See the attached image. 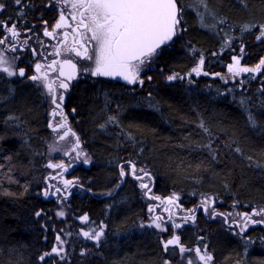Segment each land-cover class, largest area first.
<instances>
[{
	"label": "trees",
	"instance_id": "16d2710c",
	"mask_svg": "<svg viewBox=\"0 0 264 264\" xmlns=\"http://www.w3.org/2000/svg\"><path fill=\"white\" fill-rule=\"evenodd\" d=\"M51 2L0 0L5 5L0 21L25 31L54 18ZM178 5V31L146 59L142 84L85 78L73 89L68 102L75 108L74 138L89 162L81 160L70 172L77 189L67 199L62 193L43 197L41 190L55 171L48 160L68 159L66 149L77 155L71 150L75 145L53 150L58 141L39 91L0 73V264H187L189 259L202 264L196 248L213 256L209 264H264V231L245 237L203 217L176 228L180 246L189 251L181 254L177 246L165 251V236L150 224L146 198L132 175L134 165L157 202L175 197L184 207L202 205L208 211L207 201L219 212L264 208V68L220 77L234 55L248 68L264 58V40L256 39L264 25V0H178ZM245 25L256 27L242 31ZM201 56L197 76L192 69ZM168 74L180 79L166 82ZM55 182L63 185L60 178ZM85 215L88 221L81 223ZM102 225L98 241L82 235ZM53 246L63 248V259L53 255L41 262L39 256Z\"/></svg>",
	"mask_w": 264,
	"mask_h": 264
},
{
	"label": "snow or ice",
	"instance_id": "6c2138e0",
	"mask_svg": "<svg viewBox=\"0 0 264 264\" xmlns=\"http://www.w3.org/2000/svg\"><path fill=\"white\" fill-rule=\"evenodd\" d=\"M14 3L16 5H21L22 0H14ZM56 3L63 6L59 18L53 30L49 31L47 27H45L43 34L48 37H53L56 29L69 27L71 28V33L65 32L63 34L64 39L62 43L64 47L63 49L57 47L54 54L59 56L61 51H63L65 54H74L82 60L92 61L94 65L90 69L92 76L120 77L129 84L138 81L140 66L145 63L146 59L154 56L162 45L171 41L176 35L181 19L180 13L182 11V9L178 7V0H56ZM4 7V4H0V11H2ZM64 9H70L67 15ZM20 15H23V13H20ZM69 15L71 17V22L68 19ZM0 27H3L11 37H17L19 35L15 24L9 27L8 22H0ZM251 27L256 26L245 25L242 31H249ZM259 28L260 34L256 36L258 41L264 40V25H260ZM70 34L73 36L71 45L67 43ZM89 42H94V45ZM5 43V39H0V44ZM24 43L26 44L27 41ZM12 50L15 51L14 46ZM243 51L244 46L241 45V53H243ZM33 55H36V53L33 52ZM241 58L242 57L238 58L237 56L232 57V63L228 65V72L232 76H240L242 73L258 72L264 68V58L260 60L255 68L240 66ZM13 63L14 60L9 61L4 53L0 52V73L6 74L8 77L17 74L23 77L25 75V70L21 68L18 73L14 72L12 67ZM203 63L204 58L201 56L197 66L192 69V72L197 76L202 72ZM57 64H59L60 76L65 78L59 81L58 87L67 90L68 83H66L65 80L74 79L77 69V64L74 63L72 59L53 60L46 65L37 62L35 64L36 74L31 76L30 79L43 84V87L47 89L48 94L51 96L52 103L56 106V109H60L59 112L54 110L53 115H60L62 119L66 121L67 118L63 116L61 108L64 95L62 93L59 94V96L57 95L56 82L49 81L48 73L42 71L44 68L56 71ZM86 71H88V69H86ZM203 74L208 75L206 72ZM177 78L176 75L167 77L169 81ZM149 79H151V77H149ZM139 82L141 84L143 83L142 80ZM114 119V117L110 118V120ZM250 123L253 127H258L255 120L251 117ZM49 127L53 128V125L50 123ZM58 127L65 128L67 125L66 123H61ZM56 130V128H53V131ZM70 134L75 136V133L69 130L65 131L59 139L64 140ZM79 146V139L77 138L76 144L71 150L76 151L77 155L81 156L83 153L77 151ZM64 154L68 155L67 152ZM88 162L86 158L84 163L87 164ZM48 167L65 169V165L62 163L49 164ZM120 175L121 177L125 175L123 169H121ZM132 175L136 179L143 180V177L136 176V168L134 165L132 166ZM144 175L147 176L148 173L145 172ZM63 184L65 189H67L73 184V181L63 180ZM140 187L146 190L144 193L145 195L151 192V189L145 183H141ZM57 193H61L60 188H57L56 193H53V195ZM44 195L47 196L48 192H45ZM149 198L160 199L154 196H150ZM64 199H67V197L65 196ZM174 202L175 197H171L167 201L168 204H173ZM205 205H207V201ZM149 211H153V209L150 207ZM190 211L194 213V210ZM35 215L40 216L41 212L38 211ZM56 215L58 217H63L64 212L58 211ZM253 216L264 217V209L255 210L251 216L242 214L241 219L244 221V226L240 228V233H244L249 224L264 223V219L253 220ZM80 219L81 223H85L88 221V216L85 215ZM160 219V217H155L153 223L157 229L164 231L161 224L157 222ZM184 219L187 221L193 219V216H188ZM173 227L180 228L181 225L173 224ZM82 235L89 240L98 241L103 235V225L99 231H83ZM56 241L58 244L63 243L59 235L56 236ZM162 243L165 251H167L171 245H180L179 237L175 235L167 241H162ZM179 251L181 254H184L189 250L183 246H179ZM61 252H63L62 247L53 246L51 252H45L43 255L39 256V260L43 262L46 257L53 255L63 259ZM195 254L202 264H209V262L213 260L211 254L206 252L201 254L199 248L195 249ZM165 264H168V262L166 261ZM187 264H195V262L189 259Z\"/></svg>",
	"mask_w": 264,
	"mask_h": 264
},
{
	"label": "flooded vegetation",
	"instance_id": "af4514ba",
	"mask_svg": "<svg viewBox=\"0 0 264 264\" xmlns=\"http://www.w3.org/2000/svg\"><path fill=\"white\" fill-rule=\"evenodd\" d=\"M51 1H53V2H51V6H52L53 10L50 9L51 10L50 14H53V13L55 14L53 19L49 18V19L40 21L36 26L30 25L25 31H22V29L16 28L17 32L19 33V35L17 37H11L4 30L3 27H0V39H5L6 43L3 44L4 47L7 48V50L9 52L16 53V55H17L18 59L16 60V63H15L16 72L18 73L19 69H21V68H23L25 70V75L23 77H21L17 74V76L14 77L13 81L17 82V80L24 79L27 81L28 84L31 85V88L33 91L35 89L39 91L38 96L41 100L42 108L47 115L48 126L51 123L53 125V128L57 129L56 131H60V132H55L56 133L55 134V140H57L60 144L75 145L77 138H74V136H72L71 134L68 137H66L64 140L59 139V137L62 136L65 131L73 130L72 116L75 113V108L71 105V103L69 104L68 98H70V96L73 93V89L76 87L77 83L81 82V80H83L85 78H104V77L91 75L90 69H91V66L93 67L92 61L82 60V59L76 57L74 54H65L63 51H61V54L59 56H56L54 54L57 47L63 49V47H64V45L62 43V41L64 39L63 34L65 32L71 33V28L69 27V28L56 29L53 37H48V36H45L43 34L45 27H47V29L49 31L53 30V28H54V26H55V24L59 18L60 11L63 7L62 5L57 4L56 0L55 1L51 0ZM64 11L67 15L68 12L70 11V9H64ZM68 19L71 22L70 15L68 16ZM0 22H2V21H0ZM8 26L11 27L12 25H8ZM25 41H27L26 44L24 43ZM72 42H73V36L70 34L68 36L67 43L69 45H71ZM89 43H92L94 45V42H89ZM13 46L15 47V51L12 50ZM33 52H35L36 55H33ZM63 59H72L73 62L77 64L75 78L72 80H65V82L68 83V89L67 90H64V89H61L58 87L59 81L65 79L64 77H61L59 74V64L56 65V71H52V70L47 69V68L42 69V71L48 73L49 81H55L56 82L57 95L59 96V94H61V93L64 95V101L61 105V108L63 111V116L67 118L66 121L63 120L60 115H53L54 110L59 112L60 109H56V106L52 103L51 96L48 94L47 89H45L43 87V84L41 82L33 81L30 79L31 76L36 74L35 64L37 62L46 65L48 63H51L53 60H63ZM257 64H259V63H255L253 65V68H255ZM226 68L228 70V65H226ZM86 69H88V71H86ZM254 73L256 74L257 72H254ZM61 123H66L67 127L59 128L58 125ZM53 128H51V129H53ZM73 157H75V159L77 158L76 153ZM74 162H75V160L73 162L66 161L65 162L67 164V166L65 165L66 170L61 169V172H60V170H57V172H55L56 174L53 173L50 175V177H48L50 179L52 178V181H50L51 183L49 182L47 184V189L45 190V192L50 191V192H48L47 196H49L50 194H51V196L57 195V194L53 195V193H56V189L60 188L56 185V182H55L58 180V178L61 179V177L64 176V177H67L69 179H73L72 177H70L69 174L72 171V169L77 165V163H74ZM63 180L64 179L62 177V179H61L62 183H63ZM63 186H64V184H63ZM63 188H65V187H63ZM63 188H61V189L63 190ZM73 188H75V187L70 185L67 189H65L64 192H62V194H64L65 196H69L71 193V189H73ZM45 192H43V195ZM162 203L158 202V205H159L160 209L162 210V214H159V216H161V217L165 216L168 219H170V218H172V220H173V218L184 219L185 217L193 216V218L194 217L195 218L203 217L204 220H206V221H217L218 222V220H215V218H216V216H221V217H223L222 223L224 224V226L234 234H241V235H244L245 237H248L252 233L258 232L257 234H258V236H260V235H262V232L264 231V223H260V224L253 223V224L248 225V227L244 233H240V228L244 226V221L241 219V216H242V214H248L251 216V214L248 212L245 213V212L241 211V212H239L238 215L234 214V216H233L230 213L214 211V212H211V216L207 217L206 216L207 211L204 209V207L202 205H195L192 207L193 209H191L190 207H186V206L184 207L183 205H181L179 203H176V204H168L167 202H166V204H162ZM158 205L154 206V209H156V207ZM176 207H180L181 209L178 211V209ZM199 207H200V209H199ZM183 210H185L187 212L186 213L180 212ZM190 210H194V213ZM252 219L253 220H261V219H264V217H262L261 219L252 217ZM178 224H180V223H178ZM163 235L165 236L164 233H163ZM173 235L177 236L176 228H173V232L171 233V238ZM262 236L264 238V234ZM164 238L165 237H162V241H167V240H164ZM171 246H177L179 249L180 245L179 246L178 245H171Z\"/></svg>",
	"mask_w": 264,
	"mask_h": 264
},
{
	"label": "rangeland",
	"instance_id": "374dc122",
	"mask_svg": "<svg viewBox=\"0 0 264 264\" xmlns=\"http://www.w3.org/2000/svg\"><path fill=\"white\" fill-rule=\"evenodd\" d=\"M55 1V0H54ZM193 1V3L195 2V0H192ZM53 2V1H52ZM190 9H191V11H194L195 9L193 8V6H190ZM189 10V9H188ZM210 10V9H209ZM211 11V10H210ZM209 11V17H211V12ZM259 34H260V32H259ZM258 34V35H259ZM0 52H3L4 53V55L6 56V58L9 60V61H13L14 60V63H13V71L14 72H16V68H15V63H16V60L17 59H14V58H17V55H16V53H13V52H9L8 50H7V48H5L4 47V45L3 44H0ZM234 56H237L238 58H239V56L238 55H234ZM232 63V62H231ZM147 60L145 61V63L143 64V65H141L140 66V69H139V77H138V81L137 82H139L141 79V77H140V75L144 72V71H146V69H147ZM94 66V65H93ZM91 68H92V66H91ZM17 73V72H16ZM192 74H195V73H192ZM17 75H14V76H12L13 78L14 77H16ZM166 76V75H165ZM165 76H164V78H165ZM228 76H232L229 72H228V70L226 71V72H221L220 73V77L222 78V79H227V77ZM233 78H238L239 76H232ZM163 78V79H164ZM136 82V83H137ZM129 84V83H127V82H124V84ZM135 83H133V84H129V85H134ZM51 132H60V131H53V129H51ZM56 134V133H55ZM51 145H53V150H57V151H59V150H62L63 149V145L64 144H60L59 142L58 143H55V142H53ZM65 146V145H64ZM69 150L70 149H66V152L68 153V155H66V157H68V159H66V158H64L63 159V162H59V163H56V162H52V161H50L49 162V160H48V162H47V164H64V165H66L67 166V164L65 163L66 161H70V162H73L74 160H75V157H73V153H71V152H69ZM70 154H71V156H70ZM77 158H78V163H80L81 162V160L83 161L82 162V164H84V160H85V158L81 155V156H77ZM48 166V165H47ZM54 172H49L48 173V175H51V174H53V173H55V172H57V170H60V172H61V169L60 168H54ZM126 170H127V168H126ZM56 174V173H55ZM136 174H139V173H137V171H136ZM50 177V176H49ZM65 179H67V180H69V181H72L71 179H69V178H67V177H64ZM48 179H50V178H48ZM48 179H47V183H46V186H44L45 188H43V190L45 191L47 188V184L49 183V181H48ZM64 179V180H65ZM139 181V183L141 184V183H145V184H149V182H148V180H147V178L146 177H143V180H138ZM60 187V189L61 188H63L64 186L62 185H60L59 186ZM77 188H73L72 189V191H74V190H76ZM141 190V193H142V195H143V197L144 198H146V203H147V214H148V220L150 221V224L151 225H154V223H153V219L155 218V217H160L161 219L159 220V221H157L158 223H160L161 224V227L164 229V231H161L160 229H158L159 230V232H161V233H165V238H164V240H169V239H171V233L173 232V224H178V223H180V224H183V223H191V221H192V219H189V220H185V219H177V218H173V220H172V218H170V219H168V218H166L165 216H163V217H161V216H159V214H162V210L160 209V207H159V205H158V202H157V200H153V199H150V198H147V197H150V194H151V192L148 194V195H145L144 193H145V189H140ZM65 191V188H63V190L61 189V193L62 192H64ZM71 191V192H72ZM43 193V192H42ZM58 195H59V193H57ZM147 196V197H146ZM163 202V203H162ZM161 203L162 204H166V202L165 201H162ZM177 202H176V199H175V202L173 203V204H176ZM161 204V205H162ZM156 205H158L157 207H156V209H154V206H156ZM208 205V207H210V211L208 210V208H207V213H206V216L207 217H209V216H211V212H214V210H213V206H211L210 205V203L209 204H207ZM206 205V206H207ZM152 208L153 209V211H149V208ZM177 209H178V211L181 209L180 207H176ZM191 209H193L192 207H190ZM261 209H264V208H259L258 210H261ZM180 212H182V213H186L187 211H185V210H183V211H180ZM222 212H226V213H230V214H232L233 216H234V214L236 215H238L239 214V212L238 211H236V210H222ZM253 212H251L250 214H252ZM253 217H255V218H262L261 216H253ZM215 220H218V222H223V217H221V216H216V218H215ZM194 221H192V223H193ZM194 224V223H193ZM155 226V225H154ZM205 253V251H202L201 250V254H204Z\"/></svg>",
	"mask_w": 264,
	"mask_h": 264
},
{
	"label": "water",
	"instance_id": "95a60500",
	"mask_svg": "<svg viewBox=\"0 0 264 264\" xmlns=\"http://www.w3.org/2000/svg\"><path fill=\"white\" fill-rule=\"evenodd\" d=\"M174 38V37H173ZM173 40V39H172ZM171 40V41H172ZM171 41H168L166 44L162 45L161 47L167 46ZM109 78H113V79H119L121 81H124L123 79H121L120 77H109ZM166 81H168L167 77L165 78ZM126 82V81H124ZM173 237V236H172Z\"/></svg>",
	"mask_w": 264,
	"mask_h": 264
},
{
	"label": "bare ground",
	"instance_id": "6f19581e",
	"mask_svg": "<svg viewBox=\"0 0 264 264\" xmlns=\"http://www.w3.org/2000/svg\"><path fill=\"white\" fill-rule=\"evenodd\" d=\"M50 176V175H49ZM52 177V176H51ZM52 179V178H51ZM61 179H62V177H61ZM65 179V178H64ZM50 179H48V181H49ZM51 183V182H50ZM43 188H45V187H43ZM47 188V187H46ZM50 188V187H49ZM45 192V191H44ZM48 192H50V191H48ZM53 193V192H52ZM44 196V195H43ZM57 196V195H56ZM48 197H50V196H48Z\"/></svg>",
	"mask_w": 264,
	"mask_h": 264
}]
</instances>
